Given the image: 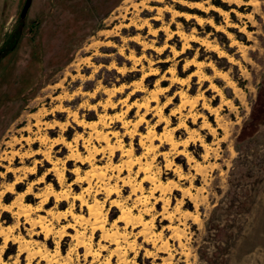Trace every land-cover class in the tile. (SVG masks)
Wrapping results in <instances>:
<instances>
[{"label": "rangeland", "instance_id": "rangeland-1", "mask_svg": "<svg viewBox=\"0 0 264 264\" xmlns=\"http://www.w3.org/2000/svg\"><path fill=\"white\" fill-rule=\"evenodd\" d=\"M179 1L0 0V264H264V0Z\"/></svg>", "mask_w": 264, "mask_h": 264}, {"label": "bare ground", "instance_id": "bare-ground-1", "mask_svg": "<svg viewBox=\"0 0 264 264\" xmlns=\"http://www.w3.org/2000/svg\"><path fill=\"white\" fill-rule=\"evenodd\" d=\"M226 1H229V0H226ZM238 1V0H237ZM240 1V0H239ZM181 4H183V5H186V6H189V7H191L190 5H188L189 3H187L186 1H179ZM205 4V3H204ZM143 5H145V4H143ZM145 7V6H144ZM148 7V6H147ZM151 7V6H150ZM149 7V8H150ZM195 7H197V8H199V9H202V10H204V5H203V3H200V2H197V3H195ZM148 8V9H149ZM153 8V7H152ZM171 8V7H170ZM213 9L214 10H216V11H219L221 14L222 13H225V14H227V11H225L224 9H222L221 7H216V6H213ZM151 11V10H150ZM162 11V10H161ZM158 12V11H157ZM160 12V11H159ZM158 12V13H159ZM163 12H161V14H162ZM182 13H184V12H182ZM188 13V12H187ZM180 14V13H179ZM174 15H178V13H177V11H174ZM181 16H184V17H186V18H194V19H196L197 21H198V23H202L204 20H203V18L201 17V16H199V15H191V14H182ZM155 17V16H154ZM177 17V16H176ZM156 18V17H155ZM160 18V17H159ZM157 19V18H156ZM149 20V19H148ZM158 20V19H157ZM147 22V21H146ZM145 22V23H146ZM208 23H210L211 25L212 24H214V21H213V19H209L208 20ZM147 24V23H146ZM150 24V23H149ZM150 25H152V24H150ZM149 25V26H150ZM168 30V29H167ZM157 31V30H156ZM157 33V32H156ZM176 33L183 39V40H185V41H188V40H190V39H195V36L194 35H191V36H188L186 33H184V32H182V31H176ZM199 39V38H198ZM202 39V38H201ZM200 41V40H199ZM206 42V41H205ZM189 44V43H188ZM203 44H204V39H203ZM208 44V43H207ZM185 46H186V44H184ZM209 45H212V44H209ZM187 47V46H186ZM208 47V46H207ZM213 48H215V49H217V45H216V47H213ZM174 49V48H173ZM214 49V50H215ZM175 50V49H174ZM184 50V48L182 49V51ZM176 52V54H177V50L175 51ZM192 62H189L188 64H192V65H195V66H197L198 65V67H201V66H204V65H202V63H204V62H197L196 60H191ZM154 63V62H153ZM152 63V64H153ZM209 64V63H208ZM210 65V64H209ZM153 67V66H152ZM211 67L214 69V71H216V72H218L216 69H215V67L213 66V65H211ZM204 68V67H203ZM199 69V68H198ZM202 70V69H201ZM200 70V71H201ZM171 72V71H170ZM172 72H174L173 70H172ZM215 72V73H216ZM204 73V72H203ZM219 74H222V73H220V72H218ZM200 74V73H199ZM196 75V74H195ZM205 75V74H204ZM202 76V75H201ZM206 76V75H205ZM174 80H177V81H180V79L179 78H176V77H174ZM214 86V85H213ZM216 87V86H215ZM207 104V103H206ZM207 108H208V105H207ZM84 123V122H83ZM88 123V122H87ZM93 123V122H92ZM91 125V124H90ZM92 126V125H91ZM31 206L28 204L27 206H26V209H25V215L26 216H28V211H29V209H27V208H30ZM88 208H89V210L91 211V213H93V214H96V211H94V208H93V206L92 205H89L88 206ZM33 210V209H32ZM21 211V210H20ZM24 212V211H23ZM132 212V211H131ZM67 214V213H66ZM130 214H129V212H127V210L125 211H123L122 212V214H121V216H120V218L122 219V220H126L127 222L128 221H130V216H129ZM95 222L97 223V228H103L104 227V225H103V223H102V221L100 220V218H99V216H96V220H95ZM144 232V231H143ZM145 233V232H144ZM78 239V238H77ZM80 243L82 242V241H79Z\"/></svg>", "mask_w": 264, "mask_h": 264}, {"label": "water", "instance_id": "water-1", "mask_svg": "<svg viewBox=\"0 0 264 264\" xmlns=\"http://www.w3.org/2000/svg\"><path fill=\"white\" fill-rule=\"evenodd\" d=\"M32 1L33 0H26L25 4H24V7L22 9V12H21V17L24 18L29 10V8L31 7V4H32Z\"/></svg>", "mask_w": 264, "mask_h": 264}]
</instances>
